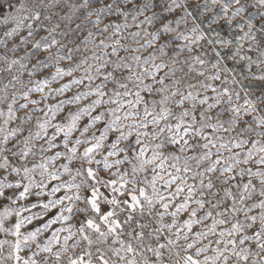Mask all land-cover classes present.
I'll return each instance as SVG.
<instances>
[{
	"label": "snow or ice",
	"instance_id": "6c2138e0",
	"mask_svg": "<svg viewBox=\"0 0 264 264\" xmlns=\"http://www.w3.org/2000/svg\"><path fill=\"white\" fill-rule=\"evenodd\" d=\"M0 264H264V0H0Z\"/></svg>",
	"mask_w": 264,
	"mask_h": 264
},
{
	"label": "rangeland",
	"instance_id": "374dc122",
	"mask_svg": "<svg viewBox=\"0 0 264 264\" xmlns=\"http://www.w3.org/2000/svg\"><path fill=\"white\" fill-rule=\"evenodd\" d=\"M0 238H3V234H0Z\"/></svg>",
	"mask_w": 264,
	"mask_h": 264
}]
</instances>
